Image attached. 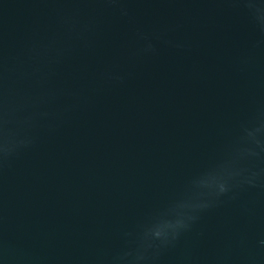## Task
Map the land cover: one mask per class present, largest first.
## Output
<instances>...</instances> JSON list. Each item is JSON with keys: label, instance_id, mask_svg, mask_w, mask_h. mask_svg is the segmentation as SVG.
<instances>
[{"label": "water", "instance_id": "obj_1", "mask_svg": "<svg viewBox=\"0 0 264 264\" xmlns=\"http://www.w3.org/2000/svg\"><path fill=\"white\" fill-rule=\"evenodd\" d=\"M0 264H264V0H0Z\"/></svg>", "mask_w": 264, "mask_h": 264}]
</instances>
